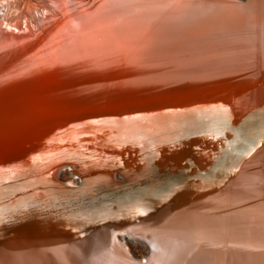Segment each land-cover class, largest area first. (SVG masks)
Instances as JSON below:
<instances>
[{"label":"bare ground","instance_id":"obj_1","mask_svg":"<svg viewBox=\"0 0 264 264\" xmlns=\"http://www.w3.org/2000/svg\"><path fill=\"white\" fill-rule=\"evenodd\" d=\"M42 6L30 17L6 16L23 40L11 44L5 35L0 50L23 67L11 80L0 75V101H26L16 118L85 123L89 128L72 138L75 148L91 132L85 130L99 131L98 140L88 143L86 150H95L87 157L69 161L77 182L66 186L83 184L76 194L45 188L47 219L32 218L27 205L13 211L8 231L1 227L0 264H13V251L22 264L56 263L50 255L61 264H131L127 246L136 238L183 264L187 246L202 250L241 216L264 215V140L242 148L248 126L239 134L222 128L221 138L212 128L222 121L207 120L210 103L226 104L233 126L264 106V0H43ZM187 157L194 164L184 163ZM192 168L199 182L188 184ZM92 193L112 202L122 197L107 225L106 213L86 220L99 205ZM84 204L89 209L78 211ZM19 213L27 220L18 222ZM117 232L127 237L116 239ZM113 238L122 256L115 261L106 252ZM259 249L243 264H264ZM217 251L202 262L228 264L236 256Z\"/></svg>","mask_w":264,"mask_h":264},{"label":"water","instance_id":"obj_2","mask_svg":"<svg viewBox=\"0 0 264 264\" xmlns=\"http://www.w3.org/2000/svg\"><path fill=\"white\" fill-rule=\"evenodd\" d=\"M10 26V20L0 15V44L2 43L3 37L8 34L7 29ZM2 45L3 44L0 45V49ZM4 55L5 51L0 50V75L3 74V76L5 77L4 81H7V79L11 80L10 76L12 74L20 72L23 66L21 65L19 67V65L15 64L10 57L9 60H6V56ZM5 100L7 101H0V116L2 117H0V238L1 236L5 237L4 232L2 231L3 229H1V227H4V224L15 219L13 217V211L16 208L22 210L20 208L24 207L25 205L31 206L34 210L33 214L37 215L35 217H33V215L32 218L37 219V217H39L40 215L44 216V219H47V217H49L48 213L50 212L48 209H45V188L48 187L49 184H51L50 186L52 187H57L55 188L57 189V191L61 190V192H68L71 195L76 194L82 188V183H79L78 185H76V187L72 188L66 186L67 182H63L58 175L63 169L69 170L68 165L70 163V160L74 158L75 160L79 159L84 155L87 157L90 153H92L91 151L95 150L94 148H92L91 150H86V147L88 143L90 144V141H92V139L97 142L98 139L96 138V136L99 132L93 129L85 130L91 132H89L88 134H84L87 136L81 135L80 146H78L80 148H75V146H73L75 142L72 138H76L75 135H79L78 133L83 132L81 129L89 128L85 123H82L80 120H73L72 122L65 121L61 124V121L57 122L58 119L53 118L54 116L51 117L50 115H42V117L45 118H40L41 115H38V117L36 116L32 119L26 120L21 119V117L16 118L15 115L23 114L17 109H23L21 108L23 106L22 104L26 101H8V99ZM209 105L210 106L207 119L208 123L218 124L219 121H222L223 124L221 127L219 126L220 128H212V132L216 135H219L221 138L223 137L222 128L224 130H229L233 133L239 134L241 128L246 125L249 127V131L248 133L246 131L247 134L242 133V135L249 136V138L247 139L248 141L246 143L242 144V148L249 146L248 144L253 142L251 139H262V136L264 135V106L255 108L254 112H248V115L245 116V118L243 117L236 126H233L229 122V118L227 117L228 113L226 104L218 105L210 103ZM255 114H262L263 116L258 120L256 124H254L255 126H253L252 124H250V122L252 121L251 118H253ZM250 119L251 121H249ZM232 144L233 139L229 140V145ZM219 150V152L222 153L221 149ZM86 151H88V154H86ZM225 158L226 156L224 157V159ZM220 159L221 162L224 160L222 158ZM215 161L217 162V160ZM184 163L192 164L193 161L191 157H187L184 160ZM78 165L79 164L76 163L74 165L76 170L79 169ZM111 173H114L115 175L118 174V172L112 170ZM135 173L137 175H140V173ZM114 177L115 176H113V182L116 180H114ZM107 180H111L110 175L107 176ZM124 180L125 179H121L119 181L117 180L118 183H114L116 185H120V187L123 188L127 183ZM60 184H62L63 186L58 187L57 185ZM154 192L155 191H151L150 193L146 194L148 201H150V199H153ZM91 195H93V198H95L94 201L98 202V207H100L88 210V213L85 214L86 220L89 219V217L93 215L92 212L95 211L96 216H100L101 214L105 215V213L107 214V217L104 219L106 225L108 222H111V220L113 221L111 215L117 210L119 204L123 201L122 197H115L114 201L112 202L108 198L100 199L101 197H99L98 194L96 195L92 193ZM146 197L142 196L138 199L132 198L131 201L135 199L140 201L141 199H144ZM96 198L100 200H96ZM150 206L153 207V203L151 201ZM89 207L90 206L87 207L84 204V206H79L77 210L83 212V210H86L87 208L89 209ZM71 208V210H73V213L76 212V209L74 207ZM141 210L147 213L149 211V208H141ZM166 211L167 206L163 215L166 213ZM154 212H156V210H154ZM243 216L237 219V222H235V224L233 225L231 232L229 231L220 234V240L216 242L215 240L207 241L204 244L205 247L202 250L198 249L197 252H195V247L190 248L189 246H187V257H185V261L183 264H206L202 262L203 257L209 255L206 252H219L217 251V249L222 253L229 251L232 256L236 255L235 257H232L228 264H243L245 259H247L245 261L248 262L249 260L247 255L248 253L252 252L251 250H260V247H264V240L262 239L264 238V215L252 214L245 215L244 217ZM17 217H19L18 219L16 218L18 222L27 220L26 218H24V215L22 213H19ZM87 223L88 222L82 223V229L85 228ZM4 231H8V228L6 226L4 228ZM120 236L127 237V232H117L116 234H114V238L116 239H118ZM256 236L257 238L255 242L254 237ZM111 238L112 237H110V239ZM114 238L112 242L110 241V244L106 248V252L111 261L117 260V257H122L118 246L115 244ZM133 240H135V243L144 246L146 252L142 257H134L131 254V264L174 263L172 260L173 257H171L170 255H166L165 257H163L162 255L161 257L159 256L162 251L159 250V247L154 242V244L152 245L138 238ZM99 249L101 251L102 246H100ZM84 252L86 253V250H82V255ZM13 253L15 256V258H13L15 260L12 261L13 264H22L20 263V261L23 260L17 258V256L15 255L16 252L13 251ZM191 257L193 262L190 259ZM49 258L50 262H56L54 264H61L60 260H58L59 257L53 256L52 258V255H50ZM210 258L211 257H209V259ZM227 258H229V254L227 255ZM39 263L40 262L36 261H34V263L32 262V264ZM62 264L68 263L63 262Z\"/></svg>","mask_w":264,"mask_h":264},{"label":"rangeland","instance_id":"obj_3","mask_svg":"<svg viewBox=\"0 0 264 264\" xmlns=\"http://www.w3.org/2000/svg\"><path fill=\"white\" fill-rule=\"evenodd\" d=\"M42 2H43V0H0V13H3V15L5 14L4 15L5 18H7L6 16L9 17V15L11 13L12 14L10 16H13L14 14H19L20 18L22 16L23 17H30L34 13H37L43 7ZM20 20L21 19H19L18 23L20 22ZM11 27H12V25H11ZM11 27H8V29H7V32H8L7 35H10L9 36L10 37V43L11 44L12 43L14 44L15 42L21 43V40H23L21 38L22 37L21 33H18L16 30L14 32H12ZM262 138L263 139L256 138V139H251V140L253 142H255L257 144V146L259 147V145L264 140V136H262ZM258 140L260 142L261 141L262 142L260 143ZM194 172H195V174H194ZM195 175H196L195 168L188 170L187 171V178L188 179H186V182L188 181L187 182L188 184H193L195 180H196L195 182H197L198 180L196 179ZM58 176L61 178V180L63 182H67V183L72 184V185H74L77 182V179L71 175L70 169H69V171H68V169L61 170L60 174ZM191 180H193V182H191ZM127 251H129L134 257H142L145 254L146 249L144 246H142L140 244H137L134 242H129L128 246H127Z\"/></svg>","mask_w":264,"mask_h":264}]
</instances>
